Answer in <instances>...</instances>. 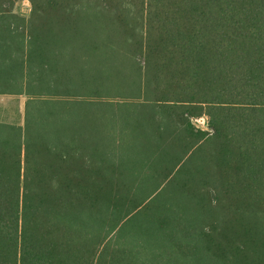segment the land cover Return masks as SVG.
Here are the masks:
<instances>
[{"label":"trees","instance_id":"obj_1","mask_svg":"<svg viewBox=\"0 0 264 264\" xmlns=\"http://www.w3.org/2000/svg\"><path fill=\"white\" fill-rule=\"evenodd\" d=\"M18 1L0 0V95L27 97L23 126L0 122V264H264V0ZM181 175V203L134 187Z\"/></svg>","mask_w":264,"mask_h":264},{"label":"rangeland","instance_id":"obj_2","mask_svg":"<svg viewBox=\"0 0 264 264\" xmlns=\"http://www.w3.org/2000/svg\"><path fill=\"white\" fill-rule=\"evenodd\" d=\"M32 8L33 7H32L30 0H19L18 2L15 3V5L13 7V11H14V13H16L22 17L29 18V16L31 15V12H32ZM121 61H123V60H121ZM146 73H147V71L144 70L143 75ZM26 103H27V97H25V96L0 95V122H8V123H13V124L23 126L24 122H25ZM194 122L199 128H202V129L207 128V119L206 118H200V119L194 120ZM91 138L96 139V136L92 135ZM98 139H100V138H98ZM99 143L102 144V142H99ZM90 147L92 148L91 145H90ZM113 161H114V159H112L111 162H113ZM112 164L114 165L115 161ZM100 166H101V164L99 163L95 167H100ZM96 172H97V170H96ZM161 177L165 178L164 175H162ZM186 178H187L186 175H181L179 177L180 180H179V184L177 187H173V185H164V186L159 185L156 187V184H158V183H156L155 181H152V183H154V184H151V182L143 183V182L138 181L137 184H134V187L138 188V190L146 191V192H141L142 197L148 196V201L146 200L147 201L146 203H154L153 197H157V198L159 197V199H161L162 203H164V202L168 203L171 200H175L176 202L178 200V203H181L179 201V196H178L176 189L179 190L183 184H186V182H184V181H186ZM106 181H107V183L105 185L108 188H110V187L115 188L118 186L117 185L118 183H120L121 185H125V186L129 185V187H133L132 186L133 182H131V181H126V183L120 182L117 177L115 178V175L109 176V178H107ZM155 188H156V190H154ZM151 193H152V195L154 193V196L152 197L153 199H151V196H152ZM149 197H150V199H149ZM231 203H248V202H246L245 200H236V201L231 202Z\"/></svg>","mask_w":264,"mask_h":264}]
</instances>
